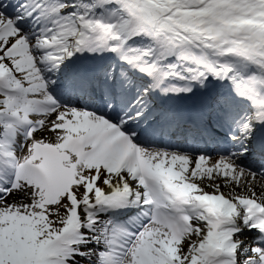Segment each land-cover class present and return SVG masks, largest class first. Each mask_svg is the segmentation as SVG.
Returning <instances> with one entry per match:
<instances>
[{
	"label": "snow or ice",
	"instance_id": "obj_1",
	"mask_svg": "<svg viewBox=\"0 0 264 264\" xmlns=\"http://www.w3.org/2000/svg\"><path fill=\"white\" fill-rule=\"evenodd\" d=\"M0 264H264V0H0Z\"/></svg>",
	"mask_w": 264,
	"mask_h": 264
}]
</instances>
